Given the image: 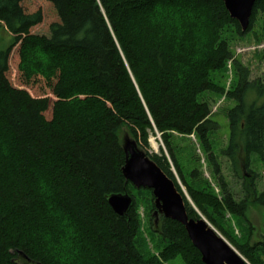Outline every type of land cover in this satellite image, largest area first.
I'll use <instances>...</instances> for the list:
<instances>
[{"label":"trees","instance_id":"trees-1","mask_svg":"<svg viewBox=\"0 0 264 264\" xmlns=\"http://www.w3.org/2000/svg\"><path fill=\"white\" fill-rule=\"evenodd\" d=\"M260 14L264 0L243 31L224 0H0L8 34L0 32V264H163L140 249L139 188L123 174V128L147 151L151 134L161 135L190 199L215 227L223 210L246 216L251 202L264 207L259 174L249 172L252 154L264 170V81L251 78L225 36L229 27L248 32ZM230 60L235 82L226 98L234 105L222 154L238 176L246 161L240 200L209 139L220 124L200 98L221 93L213 73ZM176 134L196 135L221 198L199 170L188 181ZM152 159L182 192L167 156ZM125 189L133 203L119 217L106 196ZM161 222L165 260L178 254L204 264L182 224ZM235 245L250 264H264V236Z\"/></svg>","mask_w":264,"mask_h":264},{"label":"rangeland","instance_id":"rangeland-1","mask_svg":"<svg viewBox=\"0 0 264 264\" xmlns=\"http://www.w3.org/2000/svg\"><path fill=\"white\" fill-rule=\"evenodd\" d=\"M1 33L5 38L8 37L6 32ZM225 36L231 43V47L234 51V58H238L243 65L250 69L252 73L251 78H260L264 81V16L260 14L257 23L248 32L239 34L232 27H229ZM213 80L220 85L221 93L205 92L200 97L204 101L209 102L213 113L212 118L220 124L217 130L210 133L209 139L212 144L213 152L218 155L219 161L222 164L223 175L226 178L228 187L234 193L236 199L240 200L244 196L242 193V183L244 181L242 176L244 173H248V171L244 169L247 165L246 161L243 160L242 167L240 168V176H238L233 172L229 158L222 154V150L226 147L229 141V126L226 112L230 106L234 105L232 101L226 98L227 93L235 82L232 60L228 61L225 70L213 73ZM128 133L130 134L126 128L121 129L119 133L121 143H123L122 141ZM149 143L150 147L148 151L144 149L147 155L150 158H152V155L162 156L165 154L167 156L171 164V169L176 175L177 183L182 192L185 196H188L187 199L199 212L190 199L185 184L176 172L168 150L162 141L161 135L159 133L151 134ZM173 144L178 160L188 181H192V178L190 177L191 172L195 169L199 170V177L211 183V188H214L218 198H221V188L211 173L208 154L204 151L196 135L176 134L174 136ZM249 169V172L254 171L259 174V177L257 178V188L259 191H264L263 164L256 154H252L250 157ZM199 188H204L203 182ZM132 193L137 200L138 214L141 221L138 242L144 255L147 258L153 256L158 257L162 260L163 264H189L183 256L178 254H170V259H164V255L167 253H163L165 252L167 243L162 240L158 232L164 215L158 212L156 208L155 197L152 194L153 192L151 193L146 190V188H139L132 190ZM211 211L213 212V210ZM200 217L206 219L207 222L219 234H221L242 255V257L245 258L246 261H248L247 258L240 252L235 243L241 246L254 244L262 240L264 236V207L258 203L251 202L249 204L246 216L234 215L228 210H223L222 216L219 214L218 217L216 216V219L220 220L222 226L220 228L215 227L202 213H200Z\"/></svg>","mask_w":264,"mask_h":264},{"label":"water","instance_id":"water-1","mask_svg":"<svg viewBox=\"0 0 264 264\" xmlns=\"http://www.w3.org/2000/svg\"><path fill=\"white\" fill-rule=\"evenodd\" d=\"M224 3L230 16L239 21L242 30L248 29L256 0H224ZM122 142L125 153L123 174L126 181L137 188L152 190L158 212L185 227L204 264H249L206 219L189 216L184 196L173 179L129 133ZM106 199L119 217H124L133 203V197L126 189L121 193L110 194Z\"/></svg>","mask_w":264,"mask_h":264}]
</instances>
